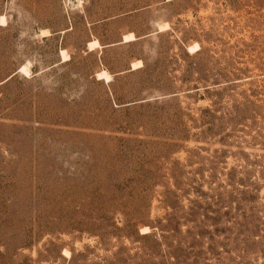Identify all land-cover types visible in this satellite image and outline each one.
<instances>
[{
	"label": "rangeland",
	"instance_id": "rangeland-1",
	"mask_svg": "<svg viewBox=\"0 0 264 264\" xmlns=\"http://www.w3.org/2000/svg\"><path fill=\"white\" fill-rule=\"evenodd\" d=\"M0 264H264V0H0Z\"/></svg>",
	"mask_w": 264,
	"mask_h": 264
},
{
	"label": "bare ground",
	"instance_id": "bare-ground-1",
	"mask_svg": "<svg viewBox=\"0 0 264 264\" xmlns=\"http://www.w3.org/2000/svg\"><path fill=\"white\" fill-rule=\"evenodd\" d=\"M4 17H3V21H4ZM133 36V35H132ZM131 37V36H130ZM129 36H127L126 37V41H127V39L128 38H130ZM129 40V39H128ZM98 44V42L97 41H95V42H92L90 45H91V47H95L96 45ZM195 47H198V45L197 46H195ZM194 48V47H193ZM192 47H191V50L193 49ZM199 49V48H198ZM193 51V50H192ZM62 54H63V56H64V58H66V59H69L68 58V55H67V53H66V51H62ZM142 62L141 61H138V62H136V63H134L132 66H133V68L134 69H137V68H141V66H142ZM21 73H23V74H25V75H28V73H29V68H28V66H23L22 68H21ZM98 76H99V78L100 79H105L106 81H110L111 80V76L107 73V72H102V73H100V74H98ZM144 229V228H143ZM148 233V232H147ZM68 253V252H67Z\"/></svg>",
	"mask_w": 264,
	"mask_h": 264
}]
</instances>
